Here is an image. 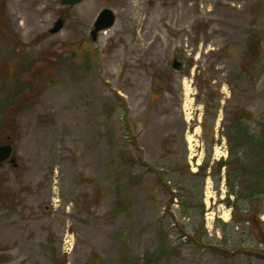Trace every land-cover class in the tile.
<instances>
[{
    "label": "rangeland",
    "instance_id": "1",
    "mask_svg": "<svg viewBox=\"0 0 264 264\" xmlns=\"http://www.w3.org/2000/svg\"><path fill=\"white\" fill-rule=\"evenodd\" d=\"M130 1L0 0V264H264L194 172L264 121V0Z\"/></svg>",
    "mask_w": 264,
    "mask_h": 264
},
{
    "label": "trees",
    "instance_id": "2",
    "mask_svg": "<svg viewBox=\"0 0 264 264\" xmlns=\"http://www.w3.org/2000/svg\"><path fill=\"white\" fill-rule=\"evenodd\" d=\"M16 103L15 98L1 104L0 114L4 115ZM225 137L229 142L227 156L218 160L204 158L194 172L202 181L210 177L215 182L222 179L224 172L225 204L231 209L232 218L239 217L251 225L264 212V207L256 209L264 205V121L251 131L234 119Z\"/></svg>",
    "mask_w": 264,
    "mask_h": 264
},
{
    "label": "water",
    "instance_id": "3",
    "mask_svg": "<svg viewBox=\"0 0 264 264\" xmlns=\"http://www.w3.org/2000/svg\"><path fill=\"white\" fill-rule=\"evenodd\" d=\"M61 4H69L74 5L79 2V0H60ZM115 21L114 13L109 8H102L98 14L96 15L92 29L89 32L90 38L92 40H95L97 37L98 32L109 28L113 25ZM64 24V21L62 18H57V20L53 23V26L49 29L50 33H56L58 32ZM171 66L174 69H180L181 63L177 61L176 59L172 60ZM9 159L10 162L15 164L14 156L12 155V146L11 144H0V163L3 161Z\"/></svg>",
    "mask_w": 264,
    "mask_h": 264
},
{
    "label": "bare ground",
    "instance_id": "4",
    "mask_svg": "<svg viewBox=\"0 0 264 264\" xmlns=\"http://www.w3.org/2000/svg\"><path fill=\"white\" fill-rule=\"evenodd\" d=\"M134 7H136V5H134V1L131 0L129 3V7L127 8L128 15L135 19L134 21L137 25H141L143 23L142 17L140 16V14H137V11H134Z\"/></svg>",
    "mask_w": 264,
    "mask_h": 264
},
{
    "label": "flooded vegetation",
    "instance_id": "5",
    "mask_svg": "<svg viewBox=\"0 0 264 264\" xmlns=\"http://www.w3.org/2000/svg\"><path fill=\"white\" fill-rule=\"evenodd\" d=\"M0 144H6V143H1V142H0ZM7 144H10V143H7ZM11 146H12V145H11ZM7 160H9V159H7ZM0 164H1V163H0Z\"/></svg>",
    "mask_w": 264,
    "mask_h": 264
}]
</instances>
